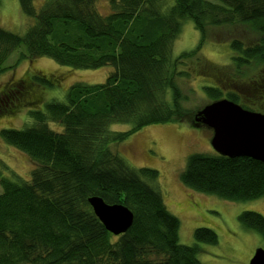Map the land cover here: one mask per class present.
<instances>
[{
  "label": "trees",
  "instance_id": "trees-1",
  "mask_svg": "<svg viewBox=\"0 0 264 264\" xmlns=\"http://www.w3.org/2000/svg\"><path fill=\"white\" fill-rule=\"evenodd\" d=\"M18 1L33 22L23 35L0 28V76L14 69L16 63L6 64L14 53L16 62L47 58L75 70H112L102 83L76 82L61 99L34 104L22 128L0 129V139L33 164L25 179L0 161V264H200V244L216 245V233L198 227L193 244H180L179 221L166 208L158 171L132 166L123 143L149 126L189 118L199 124L202 106L188 107L198 95L264 115V0ZM100 1L107 4L103 12ZM188 22L200 38L193 49L175 54L174 42ZM214 29L223 33L215 39L230 47L226 63L215 60L228 53L221 46L207 49L213 60L201 54ZM29 77L7 89L5 99L22 102L28 86L55 88L43 76ZM114 125L129 127L113 131ZM104 176L130 182L143 201L132 209L122 193L104 199L133 213L131 226L118 236L104 229L88 203L99 196ZM178 179L224 201L264 198V162L252 158L189 154ZM237 219L264 239L261 214L245 211ZM102 234L115 238L107 250L75 251Z\"/></svg>",
  "mask_w": 264,
  "mask_h": 264
},
{
  "label": "rangeland",
  "instance_id": "rangeland-1",
  "mask_svg": "<svg viewBox=\"0 0 264 264\" xmlns=\"http://www.w3.org/2000/svg\"><path fill=\"white\" fill-rule=\"evenodd\" d=\"M39 6V2L36 3ZM101 12L107 9V4L100 1ZM33 19L26 17L20 9L18 0H0V28L10 33L23 35ZM189 28H183L180 36L174 42V53L193 49L200 35L191 22ZM185 27V26H184ZM190 29V30H189ZM189 30V31H188ZM225 33V29L221 30ZM222 35L220 30H210L205 38L204 49L201 54L208 59H215L210 50L218 46L228 53L222 52L217 63H226L230 54L228 43L217 41L214 35ZM220 38V37H219ZM185 39L184 41H182ZM204 44V45H205ZM220 44V45H219ZM18 54L14 53L8 59L7 65H13L14 69H8L0 76V129L23 127L25 113L36 103L43 104L52 98L61 99L67 88L76 82L87 84H99L105 81L106 76L112 70L104 67L98 70H75L57 65L47 58H36L30 61L18 60ZM38 74L52 81L53 90H42L38 86H28L25 89L29 93L28 99L6 100V90L20 88L22 81L29 82V76ZM196 83V82H195ZM193 83V84H195ZM187 93L185 87L181 86ZM3 92V94H2ZM198 95V93H197ZM8 98V97H7ZM198 95L189 100L188 107L193 103H200L202 108L209 101ZM205 101V102H204ZM204 104V105H203ZM201 108V109H202ZM256 112L254 109H249ZM191 111L194 113L191 109ZM259 113V112H257ZM129 126L114 125L113 131L128 130ZM212 131L202 124L195 125L189 118L181 124L167 126H149L123 143L127 148L122 149L127 156V161L134 167L148 166L159 173V184L168 212L179 221L178 238L182 245L193 244V231L198 227H206L213 230L217 237L216 245L200 244L201 252L198 254L200 264H249L256 249L264 248V239L253 231L241 227L237 217L245 211H252L264 217V198L253 201L229 202L218 197L200 194L184 187L179 179V173L185 165L186 157L193 153L211 154L210 145ZM123 154V155H124ZM125 156V155H124ZM0 161L17 175L28 179L33 168L32 162L26 155L16 149L7 146L0 139ZM96 193L105 200L116 198L119 193L126 197V204L132 209L142 204V197L133 184L111 176H104L99 181ZM115 238L105 234L84 242L75 251L88 249L92 253H101L107 250Z\"/></svg>",
  "mask_w": 264,
  "mask_h": 264
},
{
  "label": "water",
  "instance_id": "water-1",
  "mask_svg": "<svg viewBox=\"0 0 264 264\" xmlns=\"http://www.w3.org/2000/svg\"><path fill=\"white\" fill-rule=\"evenodd\" d=\"M195 121L212 131L210 145L215 153L264 162L263 114L220 100L204 106ZM88 203L108 233L118 236L131 226L133 213L126 206L108 204L100 196L91 197ZM249 264H264V250L256 249Z\"/></svg>",
  "mask_w": 264,
  "mask_h": 264
},
{
  "label": "bare ground",
  "instance_id": "bare-ground-1",
  "mask_svg": "<svg viewBox=\"0 0 264 264\" xmlns=\"http://www.w3.org/2000/svg\"><path fill=\"white\" fill-rule=\"evenodd\" d=\"M211 140V139H210Z\"/></svg>",
  "mask_w": 264,
  "mask_h": 264
}]
</instances>
